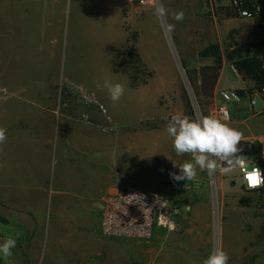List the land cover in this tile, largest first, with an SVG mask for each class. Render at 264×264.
Returning <instances> with one entry per match:
<instances>
[{
  "label": "rangeland",
  "instance_id": "374dc122",
  "mask_svg": "<svg viewBox=\"0 0 264 264\" xmlns=\"http://www.w3.org/2000/svg\"><path fill=\"white\" fill-rule=\"evenodd\" d=\"M160 2L169 9L166 20H157L153 7L126 13L110 0H0V25L53 28V40L24 46L21 56L13 55L11 30L0 32V127L7 129L0 150V243L16 239L13 255L0 256V264H16L19 245L34 247L36 259L48 250L51 264L64 257L69 264L92 263L100 252L109 264H202L216 247L228 253L229 264H264V193L246 190L238 168L226 175L198 169L195 181L172 179L170 173L180 174L174 163L191 157L176 155L166 132L176 113L217 117V94H194L189 79L199 89L191 70L212 65L199 51L217 42L214 25H221L222 37H229L222 49L238 43L260 53L256 19L264 11L220 22L212 7L231 0ZM180 10L185 17L177 22L172 13ZM168 23L175 24L171 33ZM131 35L141 59L138 82L146 81L134 89L126 73L111 69L114 51ZM219 75V87H251L225 61ZM105 79L124 86L118 102L102 87ZM254 101L252 108L228 105L227 122L264 135V115H253L264 110V99L256 94ZM119 183L167 200L175 211L172 228L158 227L148 240L103 236L102 200Z\"/></svg>",
  "mask_w": 264,
  "mask_h": 264
},
{
  "label": "clouds",
  "instance_id": "9594fccd",
  "mask_svg": "<svg viewBox=\"0 0 264 264\" xmlns=\"http://www.w3.org/2000/svg\"><path fill=\"white\" fill-rule=\"evenodd\" d=\"M152 5L156 19L166 20L169 9L160 0H152ZM184 17L183 10L172 13V18L177 22H182ZM166 28L171 33L175 30V24L168 23ZM96 86L100 88L101 83L97 82ZM102 87L107 89L113 102H118L125 92L122 84L112 83L107 79L103 81ZM166 132L171 138L172 148L176 155L187 154L191 157L183 164L173 162L174 166L179 167L180 174L170 173L172 179L195 181L198 169L207 171L209 174L219 172L226 175L239 168L244 170V177L249 188H259L264 185V172L259 167H254L249 171L247 158L241 155L243 149L240 145L243 133L231 127L227 121L212 114H202L197 118H192L183 113H176L167 121ZM6 142L7 129L0 127V150ZM250 174L258 180L255 185L250 184L247 179ZM15 247L16 239L6 238L0 243V256L8 260L13 255L12 249ZM229 259L228 253L223 248L216 247L202 264H229Z\"/></svg>",
  "mask_w": 264,
  "mask_h": 264
},
{
  "label": "built area",
  "instance_id": "2783aa9c",
  "mask_svg": "<svg viewBox=\"0 0 264 264\" xmlns=\"http://www.w3.org/2000/svg\"><path fill=\"white\" fill-rule=\"evenodd\" d=\"M120 5L125 11L127 9L153 7L152 0H110ZM232 5H236L233 0ZM237 17L242 19L252 18L247 10L236 11ZM262 13L260 5H256V17ZM264 63V55H258ZM232 68L235 76L238 77L236 70ZM264 95V89L261 92L249 94L247 92L241 95L235 89H219L217 96L221 103L215 108L218 118L230 121L231 114L228 105L233 107L245 102L248 108H252L255 101L254 95ZM262 155L264 161V144H262ZM248 162V159H247ZM259 167L264 172V167L253 162H248V170ZM240 180L243 187L248 191H255L263 188H249L248 182L244 177V170L238 168ZM175 212L171 204L162 197L149 193L132 183L120 184L112 193L105 196L101 204L100 230L103 236L114 239H150L156 228H172L170 216Z\"/></svg>",
  "mask_w": 264,
  "mask_h": 264
},
{
  "label": "trees",
  "instance_id": "16d2710c",
  "mask_svg": "<svg viewBox=\"0 0 264 264\" xmlns=\"http://www.w3.org/2000/svg\"><path fill=\"white\" fill-rule=\"evenodd\" d=\"M233 0L227 6L212 7L215 17L219 20L242 19L237 17L236 11L247 10L251 17L256 16V0H236V5H232ZM134 35L127 37L125 44L116 49L111 60V69L116 73H126L128 75L129 87L134 89L146 84V81L138 82V76L142 73L139 65L141 59L130 41L134 40ZM199 57L209 58L212 60V65L203 67L198 70H191L192 75L198 78L199 89L196 87V80L190 77L191 86L194 89V94L201 90L205 97H212L216 83L219 78V72L224 61L229 63L238 74L251 83L250 89L247 91L238 90L241 95L245 92L253 94L261 92L264 89V63L263 61L248 48H241L238 43H231L228 47L221 48L217 43H209L199 51ZM264 99V95H262ZM264 115V110L260 113ZM243 149L241 155L246 156L250 162L256 163L264 167L262 144L255 140H242ZM259 192L264 193L263 188ZM239 204L245 205L247 201L244 198L239 199Z\"/></svg>",
  "mask_w": 264,
  "mask_h": 264
},
{
  "label": "crops",
  "instance_id": "0c3cea01",
  "mask_svg": "<svg viewBox=\"0 0 264 264\" xmlns=\"http://www.w3.org/2000/svg\"><path fill=\"white\" fill-rule=\"evenodd\" d=\"M256 1H257V5L261 6L262 12H263L264 11V0H256ZM116 5L118 7V10H122L123 12H126V13L130 12L131 10L137 9V8L127 9L125 11L120 5H118V4H116ZM257 19H256V22H259L262 25H256V27L261 26V29L263 30V32L260 33L259 38L257 39V46H258V48L262 49L261 52L258 53L257 48H256V55L258 56V55H264V18L258 19V20ZM219 21L225 22V20H219ZM226 21H228V20H226ZM214 27L216 29V41L217 42H212V43H217L221 47V45H222L221 43L224 40L227 41V39H229V37H227V38L222 37V35L220 34L221 25H214ZM52 29H53L52 25H34V26H31V25H11V28H10V25H0V32L4 33V35H5V33L9 34V31L11 30V33H12L11 36L13 39V44L15 45V47L13 49V55H15V56H21L22 55L21 53L24 51V50H22V47H24V46H28L26 50H31L33 47H36L41 42H43L42 40L46 41L47 38H49L50 40H53V36L51 33ZM4 35L1 34L0 36L2 37ZM229 42H230V40H229ZM226 43H223L224 48L229 46V45H227L228 43L227 44ZM239 46L241 47V45H239ZM219 89H235V90H237V89H239V87H235V88H233V87H219V78H218V81H217L215 89H214V95L217 94V91ZM220 103H221V101H220ZM244 104H245V102H244ZM233 111H234V109H233ZM261 112L256 113V114L254 113L253 115L257 116ZM241 132L243 133V140H250V141L257 140L261 144H264L261 141V138L264 139V135L255 134L256 136L255 135L251 136V135L245 134L243 131H241ZM249 133L252 134L251 132H249ZM120 184H122V183H119L118 185H115L113 187H107V191L105 193V196L112 193ZM100 213H101V208H100ZM156 229L154 232H156ZM108 247L110 248V246H108ZM33 251H34V247H32L31 245H19L17 252H16L17 253L16 264H40V263L51 264L54 261V258L51 257L52 253L48 252V250H44V251H43V249L40 250V252H39L40 256L37 259L34 256ZM109 252H110L109 250L107 252H105L106 256L108 255L107 253H109ZM97 254L98 255L96 256V258H92V261H93L92 263H84V260H85L84 259L80 262V264H109V263H106L104 261V257L102 256L101 252L97 253ZM60 264H69L68 259L66 257L60 258Z\"/></svg>",
  "mask_w": 264,
  "mask_h": 264
},
{
  "label": "snow or ice",
  "instance_id": "6c2138e0",
  "mask_svg": "<svg viewBox=\"0 0 264 264\" xmlns=\"http://www.w3.org/2000/svg\"><path fill=\"white\" fill-rule=\"evenodd\" d=\"M247 179L249 180V183L252 185H255L256 183H258V180L251 174L247 177Z\"/></svg>",
  "mask_w": 264,
  "mask_h": 264
},
{
  "label": "water",
  "instance_id": "95a60500",
  "mask_svg": "<svg viewBox=\"0 0 264 264\" xmlns=\"http://www.w3.org/2000/svg\"><path fill=\"white\" fill-rule=\"evenodd\" d=\"M186 80H187V78H186Z\"/></svg>",
  "mask_w": 264,
  "mask_h": 264
},
{
  "label": "bare ground",
  "instance_id": "6f19581e",
  "mask_svg": "<svg viewBox=\"0 0 264 264\" xmlns=\"http://www.w3.org/2000/svg\"><path fill=\"white\" fill-rule=\"evenodd\" d=\"M184 76V75H183Z\"/></svg>",
  "mask_w": 264,
  "mask_h": 264
}]
</instances>
